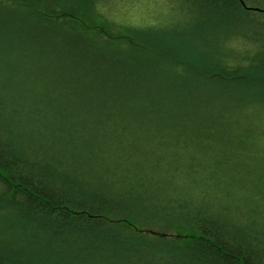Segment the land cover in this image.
<instances>
[{"label": "trees", "instance_id": "16d2710c", "mask_svg": "<svg viewBox=\"0 0 264 264\" xmlns=\"http://www.w3.org/2000/svg\"><path fill=\"white\" fill-rule=\"evenodd\" d=\"M171 1L0 0V264H264V0Z\"/></svg>", "mask_w": 264, "mask_h": 264}, {"label": "rangeland", "instance_id": "374dc122", "mask_svg": "<svg viewBox=\"0 0 264 264\" xmlns=\"http://www.w3.org/2000/svg\"><path fill=\"white\" fill-rule=\"evenodd\" d=\"M114 8L109 13L105 12L113 19L112 22L118 20L122 23H160L161 27L166 29L173 24L183 23L180 12L171 0H122L119 5L115 4ZM169 33H172V30H169Z\"/></svg>", "mask_w": 264, "mask_h": 264}]
</instances>
